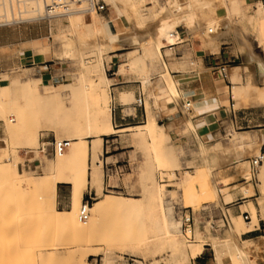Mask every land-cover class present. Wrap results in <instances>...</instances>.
I'll return each instance as SVG.
<instances>
[{"label":"bare ground","instance_id":"1","mask_svg":"<svg viewBox=\"0 0 264 264\" xmlns=\"http://www.w3.org/2000/svg\"><path fill=\"white\" fill-rule=\"evenodd\" d=\"M104 1L111 5L115 13L111 18L104 19L94 10L87 13L76 10L64 14L68 17L65 29L63 28L65 25L63 22H57L59 31L54 37L64 47V51L59 53L60 59L77 62L76 77L71 82L62 83L61 88L53 87L52 90L47 92L39 91V87H41L40 78L20 82L8 81V83L0 85V119L7 133L3 141L6 147L8 143L13 145V138L17 136L18 148L31 149V152L35 156H40L42 173L38 177H32L25 171L19 172L15 162L19 158V151H14L12 159L9 158L3 161L4 158L2 159L1 153V150L4 149L3 147L0 148V166L4 167L13 180L24 186L26 193L29 195L27 201L28 208L40 216V235L42 238L51 237L50 234L52 235V232L54 234L57 232V235L59 234L64 237V240L91 241L103 224L104 217L107 214H134L137 218L136 226L143 232L142 236L137 239L138 245L151 247L154 249V255L158 254L156 251L166 248L172 255H180L179 258L177 257V264H188L189 257H193L200 252L204 244L202 245L200 244L202 242L198 243V241L192 243L189 241V244H185L187 237L182 232L181 217L179 220L174 218L172 205L166 204L163 198V189L155 184L151 171L145 168L143 162L139 170L133 173V175H136V185L143 191L142 198L103 194L102 197L89 205V215L86 222H82L79 219V211L83 203V193L88 185L96 190L98 196L102 194L103 177L101 173V161L98 158V153L101 150L102 136L118 133L112 126L111 114L105 113L101 106L106 104L110 99V96L105 91V88L111 84L105 74L104 64L92 65L89 59L84 58V55L90 50H96L101 55L107 46L114 43L126 42L132 48L126 52L127 62L123 64V72L136 69L142 70L144 65L146 67L150 65L152 72L161 70L163 84H150L147 87L148 101L145 103V106L143 104L147 118L141 126H138L141 129L133 134L130 139L132 144L142 150H150L152 164L158 170L163 172L170 168H181L180 157L173 149L172 133L170 134L177 127L176 123L174 124L171 120L165 126L160 125L157 122L156 114H158L157 110L160 108L172 111L178 110L177 105L174 103L177 100L178 105H180V111L182 110L181 112L186 116L190 115L188 111L189 106H191L190 101L183 103L180 99L181 93H189L181 91L179 85L180 81L191 76V71L187 72L186 69L193 63H191L192 61L189 62L187 55L184 54L185 56L180 61L174 59L167 64L164 58L171 55L167 54L165 49L183 41L178 32V27L183 24L184 29L187 30L186 32L195 30L197 33L199 31L206 36L204 47L209 48L211 51H218L219 43L216 42L218 36L228 35L233 26L240 20L246 21L249 25L254 22L260 24V21L264 20V6L262 3H258L251 13H245L243 6L236 2V0H186L184 2H181V0H164L162 3H159L157 0ZM147 1L151 3L148 9H152L150 17L155 24L153 26L154 29H151L153 30L151 31L152 33H149L150 30L146 33L144 31L143 33L145 34L143 35L142 33L141 35L143 36L141 37L140 34L136 33L121 36L115 32L114 20L121 15L126 17L125 19L129 21L127 23L141 27L144 18L140 8L146 6L148 4ZM14 4H16V12L13 9ZM21 5H23V10H20ZM220 7L225 10L222 17L217 15ZM64 15H47L43 0H0V25L10 24L15 21L32 20L38 17L51 18ZM235 21H237L236 24ZM204 41L202 40L203 43ZM243 42L244 45L247 43L244 40ZM246 45L248 47L249 43ZM262 51L264 52V49ZM249 57L258 65L257 72L259 77L264 80V64L259 60H255L250 54ZM171 70H176L179 74L172 76ZM141 78L145 79V76L141 74ZM240 78L241 74L236 66L229 74V80L233 84V91L231 90L232 98L235 101H239L243 96H249L252 106L261 107L264 105V88L256 86L257 83L254 85L252 81L235 85ZM63 93H66L68 97H63ZM134 98L132 90L118 92V100L120 102L131 103ZM19 99L25 100L26 106L18 104L17 101ZM7 106L10 112L16 114L15 117H9L12 113L9 114ZM48 107L57 110L60 114L58 118L50 124H42L39 120L36 121L34 119V117L36 118V113L42 108ZM48 126L64 132L63 135L59 134L57 136L58 139L56 141L66 140L69 143L65 151L54 156L55 160L53 162L46 157L45 150L41 152L39 151L40 146L37 147L38 132L40 129ZM195 128L194 124L186 117L184 126L181 128V133L189 132ZM88 139H91L90 144L88 143ZM248 141H252V139L248 138ZM200 150L201 153L203 151L207 152L206 154L212 155L211 157L216 161V164L218 159L219 164L238 163L241 167L240 163L246 153L244 138L242 135L237 134L229 136L224 142L215 143L208 149L203 147ZM256 153L258 154L256 158H261V162L257 164V167L262 163L258 178L263 183L264 154H260L259 150ZM7 155H4L5 159ZM106 163L108 164L105 161ZM245 166L247 167V165ZM246 167L244 168L246 171H244L243 177L244 179H249L251 173ZM221 169L223 168L221 167ZM207 170V179L204 180L200 189L191 182L186 183L182 187V200L193 209L200 207L202 204L215 202L224 205L230 203L232 200V194L229 193L227 188L216 189L215 180L217 178L215 177L218 176H216L217 174L214 169L207 167ZM109 174L116 175L115 172H108L107 177ZM225 177H223L224 182H229L228 179L232 178H229V176ZM223 180H221L222 183ZM61 183L69 185L70 207L68 210L56 208L57 185ZM106 187L115 188L117 186L107 185ZM240 191L248 197L254 194L251 184L242 187ZM219 193H222L221 197ZM260 193L261 198H258L260 200V211L264 216V186L260 188ZM249 206L252 215L251 217L249 215L250 221H246L248 223L245 225L251 223V219H254L256 216V208L252 204H249ZM231 217L233 219V226L229 225L226 235L222 237L210 235L208 238V241H211L215 249L214 259L216 260V264H224V261L228 262V264H258L250 254V249L255 245L253 240H242L241 238L243 234L249 231L234 215H231ZM242 219L245 221L243 216ZM205 228L209 232L212 225L210 226L209 223ZM190 234H192V229L190 230ZM195 234L197 237H200L198 229H196ZM57 235L55 234L56 238ZM57 240L59 241V236ZM59 242V245H61V241ZM211 244L208 245L211 246ZM64 247L65 244L62 246V249H66V253H74L78 250V248ZM51 249H48L51 252L44 251V256L55 257L60 254L58 250L52 251ZM100 252L103 255L102 264H116L117 258H115L110 246H106L103 251L100 249H90L89 251L88 249V251L83 253L82 258L91 254L98 255ZM136 264H140V262L136 261Z\"/></svg>","mask_w":264,"mask_h":264},{"label":"rangeland","instance_id":"2","mask_svg":"<svg viewBox=\"0 0 264 264\" xmlns=\"http://www.w3.org/2000/svg\"><path fill=\"white\" fill-rule=\"evenodd\" d=\"M101 1H103V3L106 5V10L103 12H97L99 16L104 19L113 17L115 13L111 5L107 4L104 0ZM157 1L159 3H162L164 0H157ZM184 1L186 0H181V2ZM236 2H238L240 5H245L243 7L245 13H251L255 9L256 5L258 3H261L260 0H254L250 2H246L245 0H236ZM147 3L148 4L146 6H142L140 8L141 14L143 15L144 18L141 27H136L132 23H127L129 21L125 19L126 17L124 15H121L120 17H116L114 20L115 32H117L121 36L130 35L132 33L141 35L144 31L146 33L149 32V30H150L149 33H152L151 31L153 30L151 29L152 28L154 29L153 26H155V24L153 23L154 22L153 19H151L150 17V12L152 9H148L151 3L148 1ZM22 8L23 5H21L20 10H23ZM13 9L14 12H16V4H14ZM224 13L225 10L221 7L217 11V15L219 17H222ZM67 18L68 17L66 15L61 17H51V18L38 17L32 20L15 21L13 23L0 26V32L4 33L8 39L18 37L29 41L25 44H20L18 46H13L11 48L9 47L1 48L0 53H17L20 49L29 48L31 49L32 53L34 54H39V52L45 53L46 55H48L49 58L53 60L51 62V64L53 65L51 70H53V75L55 76L58 83L52 85V84H45V82L43 81V84L52 85V86L47 90L46 89L43 90L42 88H40L39 90L40 92L50 91L52 90L53 87L61 88L62 83H69L72 81L73 78L76 77L75 70L77 69V62L64 61L60 59L59 53L64 51V47L60 45V43H58V41L54 37L55 34H57L59 31V26L57 22L61 21L63 22V24H65ZM236 23L237 21H235V24ZM63 28L64 29L66 28V24L64 25ZM186 31L187 30L184 29L183 26L178 28L180 37H184L188 35L187 38H192L193 40L200 42L202 44V47L206 48L204 47V44L206 42L205 35L201 34V32L199 31L197 33V31L195 30H191L188 32ZM223 31H225V29H223ZM145 33H143V35ZM143 35H141V37ZM204 37L205 39H203ZM241 37L243 38L245 43L247 42L246 44L249 43L250 47L249 46L246 47L247 46L246 44H245L246 46L244 45V42ZM202 40L203 41L205 40L204 43L202 42ZM240 40L242 41L243 44L241 43ZM216 42H218L219 44L224 43V47L227 48L225 50L241 55V57L238 59V62L236 63V66L238 67V71L241 74V78L236 82L235 85H241L242 83L252 81L254 85L257 83L256 86L264 88V82H263L264 80H262V78L259 77V74L257 72L258 65L255 63V61L251 60V58L249 57L250 54L251 56L254 57L255 60H259L262 64H264V58H263L264 52L262 51L264 49V20L260 21V24L254 22L251 25L247 24V22L244 20L243 21L240 20L235 26H233L232 30L229 31L228 35L218 36ZM261 43H263L262 44L263 48L262 46H260ZM184 44L172 46L173 49L171 50V53H167L170 54L172 57L170 56L164 59H166L165 61L168 64L174 59L180 61L185 55H187V60L189 62L192 61L191 63H193L194 65L193 64H192L193 66L189 65L186 71L187 72L196 71L197 69L196 63L193 62L194 60L192 59V50L188 45H184ZM181 45L183 46L179 47ZM42 46L43 48L39 49ZM131 48L132 47L128 45V43L126 42L114 43L107 46L106 50L102 52L101 55L96 50H90L84 55L85 56L84 58L89 59L92 65H98L99 63L104 64L105 74L108 80L110 79L109 80L110 84L114 85L115 83L116 84L121 83L114 86L110 85L107 88H105V91L110 96V99L107 101L106 104H103L101 106L103 107V110L107 114L113 113L112 111L113 107L116 108V111H118L117 109L119 110L124 109V113L126 115L133 114L134 108L137 109L144 108L143 105L141 107H137L135 105V101H134L135 98L131 103L120 102L117 99L119 91L132 90L133 89L132 86L137 87L144 94V101H145L144 106H145V103L148 101L147 87L150 84L152 85L163 84L161 70H158L157 72H152V67L150 65H148L147 67L144 65L142 70L136 69V70H128L126 72L122 71L123 64L127 62L126 52H128V50H130ZM167 58L169 60L171 58V60L169 61ZM172 72H176V70H171L170 73L172 74ZM213 72H217L214 75V79L219 80L222 79L223 77L225 78L227 70L220 71L218 69L212 71V73ZM141 74L145 76V79L141 78ZM3 76H7L8 78L11 79L13 77L25 78L26 76L36 77L40 75L37 73V70L34 67H23V68L12 69L10 74H6ZM123 81H131V83L122 84ZM6 83H8V81L5 82L4 84ZM180 88L183 90L181 86ZM231 90L232 88L229 90L230 92L229 95L230 98L232 99L233 109L235 110L244 109L243 111L254 114L255 116L258 117V121L253 123L254 124L260 123V119H261L260 116L264 112V105H262L263 107L252 106L251 100H249V96L248 97L243 96L242 99L240 98L239 101H235V99L232 98L233 90L232 91ZM187 95L188 94L181 93L180 99L182 100L183 103H185L186 101H190L191 106H189L188 109L190 115L186 116L181 112L182 110L180 111L179 109L180 105H178L177 100L176 102H174L178 108L176 112L168 113L165 109L160 108L159 110H157L158 114H156V117L157 115H159V113L161 115V118L167 117L165 119H162V121H160L159 118H156L157 122L160 125L165 126L171 120L172 122H174V124L176 123L175 125L177 127L173 130L174 132H170V134L172 133L171 138L173 142V149L175 152L179 154L180 157L181 168L180 167L177 169L170 168L162 172L152 164V156L149 149L142 150L141 148L132 144L130 138L133 136V134L137 133V131L141 129L138 126H141L146 121L147 113L145 112L146 117H144L143 120L140 119L139 122L118 127V128H125V126L127 127L133 126L131 127V129L129 128L125 130V132H120L115 135L102 137L101 170L103 175V188H102V194L99 196L94 195L93 191H91L92 197L94 198L91 201V204L94 203L100 197H102L103 194L111 195V196L142 198L143 191L142 189H139L138 185H136L137 184L135 180L136 175L135 174L133 175V172H137L139 165H141V163L143 162L145 168L151 171V175L153 176V180L155 184L163 189V198L166 204L172 205L174 218H176V220H179L181 214L190 215L192 219L193 237L192 240L187 239L186 241L185 239L186 242L185 244H189V241L190 243L198 241V243L202 242L200 244L202 245L204 244L200 252H198L193 257H189V260L187 259L188 264H216V260L214 259L215 249L212 246L213 244H211V241H208L209 240L208 238L210 237V235L217 237H222L226 235V231L228 230L229 225L233 226V221H232L233 219L231 217L230 212L227 211L230 217V224L223 225L220 209L226 210V207L233 205L236 202L226 206L222 205L221 203L219 204L217 202L208 203L205 205L202 204L200 205V207L193 209L190 205H187L183 202L181 197L182 187L186 183L191 182L196 187H198V189H200V186L202 185L204 180L207 179V172H208L207 167L213 168L217 174L216 176H218L215 177L217 178V180H215L216 189L221 190L227 188L228 191L232 194L231 202L234 201V193L235 192L242 193L240 191L241 188L244 186H248L249 184H251L252 188L255 189L256 192L258 191L257 197L261 198L260 188L264 186V182L262 183V180L261 183L259 182L258 174H256V181H250L251 177L249 179H245V181L247 182L244 181L243 175L245 173L244 171H246L244 169L246 167L245 165H247L246 169L247 170L249 169L251 175L253 173L250 163L247 162V157L256 158L258 154L256 153L255 148L252 147L246 151V153L244 154L245 158L243 157V160L240 163L242 167L238 165V163H228L230 165L224 163V165H222V163L219 164L218 159L216 164V161H214V159L211 157L212 155L206 154L207 152L205 153L203 151L202 154L200 150L203 147L208 149L217 142H224V140H226L230 134L228 131L231 132L250 131L251 129L246 128V126H250L253 123L249 124L248 122H243L234 125L229 121L221 127L220 131H217L215 134H213L212 137L199 138L198 136L200 135L199 132L196 130V128L189 132L181 133V128L182 126H184L186 117L189 118L191 122H193L191 118L193 115L192 109L194 108V102L191 98L186 99L185 97H187ZM64 96L68 97L66 93H63V97ZM17 102L21 106H26V101L23 99H19ZM118 102L120 103V106H118L117 104ZM7 110H8V106H7ZM8 112L9 114L12 113L11 115H9L10 118L11 116L12 117L16 116L15 113L10 112L9 110ZM59 115L60 114L57 112V110L48 107L39 110L38 113H36L35 115L36 118L34 117V119H36V121L39 120L40 123L42 124H50L52 121L58 118ZM181 122L183 125L181 124ZM114 126L115 123L113 122V127ZM249 133H255V132H249ZM249 133H245V134H249ZM59 134L63 135L64 132H62L60 129H55L49 126L40 129V131L37 134L38 135L37 147H39L41 143L44 144L52 143L54 140L58 139L57 136ZM6 136L7 133L4 130L3 122L0 119V148L2 147L4 148L2 149L3 152L1 150L2 159L3 158L5 159L4 155L8 154L7 158L5 160L3 159V161H6L9 158L12 159L14 151L18 150L19 158L15 161L18 171L19 172L25 171L27 174L31 175L32 177L40 176L42 173L40 156H35L33 152H31V149L18 148L17 136L13 138V145L8 143L6 147V144L3 141L4 137ZM90 140L91 139H88L89 144H90ZM46 156L47 158H49L51 162L55 160V157L52 155H46ZM107 157L110 158L106 160ZM105 161L112 164L116 163L115 166L122 167L121 168L122 173H116V175H113L114 177H112L111 180L112 184L110 185H114L117 187H124L123 190L111 189L106 187L108 185L107 182L109 180V177L106 176L107 174L105 169L106 168ZM221 167L223 169H221ZM256 170H258L259 173V168L257 166H256ZM225 176L227 177L229 176V178L230 177L232 178L228 179L229 182L225 181L226 182L225 183L223 180L224 178H226ZM221 180H223V183ZM88 193H90L89 188H87L84 191L82 199H85V196ZM63 195L64 197H62ZM219 195L221 197L222 193H219ZM28 196L29 195L26 193L24 186L13 180L11 175L8 172H6L4 167L0 166V264H85V263L102 264L103 255L101 252L98 255L91 254L85 258H82V256L85 251H88V249L89 251L90 249H100L103 251V249L106 246H110V248L112 249L115 258H117L116 264H122L123 262L122 257L126 258L127 256L132 257L136 261L144 260L151 262L153 264H177L176 262L178 260L177 257L179 258L180 255H172V253L166 248H163L160 251H156V253L158 254L154 255L153 254L154 249H152L151 247L146 245H142V246L138 245L137 239L142 236L143 232L141 229L137 228L136 226L137 218L134 214H126V213L107 214L104 217L103 224L101 225V227L99 228L93 239H91V241L83 242V241H71L68 239L64 240L63 239L64 237L60 236L59 234L57 235V232H55V234L57 235V238L59 236V241H61V245H59L60 242L57 240L54 232H52V235L50 234L51 237L47 236L48 238L47 237L42 238L40 235L41 233L40 216L39 214L37 215L36 212L28 208V202H27ZM256 203H257V205L255 204L257 206L256 216L254 219H251V223H249L248 225H245L248 222L243 221L241 215H234L236 219L240 220L241 223L246 226L248 231H251L254 229V227L258 226L259 218H261L264 221V216L260 211V200L257 199ZM249 204L252 203L249 202ZM249 204H248V209L251 217L252 212L250 210ZM69 207H70L69 186L58 185L56 208L59 210H68ZM242 209L245 210L244 207ZM208 222L210 223V226L212 225V228L209 230V232L205 228L206 225H209ZM196 229H198L200 237L196 236L195 234ZM243 235L241 236V238L242 240H245V238L247 237ZM262 235H264V233H262ZM259 238L257 237L252 239L255 245L250 249L251 252L250 254L254 259V261H256L258 264H263L264 237H259ZM63 243L65 244L64 248H69V247L78 248L77 252L66 253L67 250L62 249V246H64ZM208 244H211V246ZM212 247L214 250L212 249ZM48 249H51L52 251L58 250L60 254L56 255L57 257L44 256L43 254L44 251L51 252ZM201 252L204 253V255L200 256V257L204 256L203 260H199L197 258L199 255H201ZM224 264H228V262L224 261Z\"/></svg>","mask_w":264,"mask_h":264},{"label":"crops","instance_id":"3","mask_svg":"<svg viewBox=\"0 0 264 264\" xmlns=\"http://www.w3.org/2000/svg\"><path fill=\"white\" fill-rule=\"evenodd\" d=\"M245 1L250 2L254 0H245ZM241 6L244 7L245 5H241ZM263 10H264V7H263ZM181 26L185 28L183 24H181L178 28H180ZM187 37L188 35L181 37L183 41L179 44L185 43L184 45H188L190 47V49L192 50V59L196 63L197 69L196 71L191 72L192 74L190 77L180 81L179 89L183 91L184 93H189L186 99L191 98L194 102L195 106L192 109L193 115L191 119L193 120L192 123L196 127V130L199 132L200 136L198 135L197 136L199 138L200 137L201 138L202 137H212L213 134H215L217 131H220L221 127L229 121L234 125H237L243 122H248L250 124V123L258 121L257 116H255L252 113L243 111L244 109H239V110L233 109L232 99L230 98V95H229L230 93L229 90L232 88V85H233L231 81L229 80V74L232 72L233 68L236 67V63L238 62V59L241 57V55L225 50L227 48L224 47V43L219 44L218 51H211L208 48H203L200 42L195 41L192 38H187ZM27 42L29 41L22 39V38H18V37L8 39L4 33L0 32V49L4 47L11 48L13 46L25 44ZM179 44H176V45H179ZM172 46H169L168 48L165 49L167 53H171V50L173 49ZM182 46L183 45L179 47H182ZM41 48H43V46L40 47L39 49ZM52 61L53 60L49 58L48 55H46L45 53L39 52V54H34L29 48L20 49L17 53H0V85H3L7 81L20 82V81H26L28 79L40 78L41 87H39V90L40 88H42L43 90L44 89L47 90L53 84L57 83V80L55 76L53 75V70H51L53 66L51 64ZM23 67H34L40 76H36V77L26 76L25 78L13 77L11 79L8 78L7 76H3L6 74H10L12 69L23 68ZM221 68H223L224 71L227 70L225 78L223 77L222 79H219V80L214 79V75L217 72L212 73V71L218 70V69L221 70ZM178 74H179L178 72H172L173 76H177ZM43 81L45 82V84H52V85H45L43 84ZM130 83L131 81L122 82V84H130ZM118 84H121V83H118ZM118 84L115 83L114 85H118ZM180 86L183 88V90L180 88ZM132 87H133L132 91L136 99L137 93L140 90L135 86H132ZM117 104L118 106H120L119 102ZM143 109L134 108L133 114L126 115L124 113V109H121V110L117 109L118 111H116V108L113 107L112 109L113 113H111L112 126L114 122L115 123L114 127L118 131V133L125 132V130L133 126H128V127L125 126V128H118V127L123 126V125H128L131 123H135V122H139L140 119L143 120L144 117H146L145 109L144 111ZM166 111L168 113H174L177 110L176 111L166 110ZM156 118H159V120L162 121V119H165L167 117L161 118V115L159 113V115H157ZM260 118H261L260 123L258 124L253 123L250 126H246V128L251 129L250 131H247V132L228 131L230 133L229 136L233 134L243 136L244 143H245V152L248 149L253 147L255 148V151L259 150L260 154H264V112L260 116ZM249 132H255V133H249ZM245 133H249V134H245ZM103 136H111V135H103ZM248 138H251L252 141H248ZM101 150H102V140H101ZM101 150L98 153V158L100 161H101V152H102ZM108 158L110 157H107L106 160ZM252 159L253 157H247V162L250 163ZM261 166H262V163L258 165L259 172H260ZM138 170L139 168L137 169V171ZM101 173H102V170H101ZM256 174L259 175L258 170L256 171V173H252L250 181H256ZM113 175L114 174L108 175L109 177V180L107 182L108 185L112 184L111 180H112V177H114ZM259 182L261 183L260 180ZM58 185H67V184L61 183ZM87 188H89L90 191H93L95 195L97 196L96 190L94 188H91L89 185ZM257 192L254 189V194L249 197L245 196L242 193L235 192L234 201L228 204H224V206L236 202L235 204L226 207V210L230 212L231 215H242L243 213H248L250 215L248 204L249 202H251L255 208L257 207L256 206L257 205L256 200L258 199ZM62 197H64V195ZM243 207L245 208V210L242 209ZM262 233H264V221L261 218H259L258 226L254 227L253 230L249 231L247 234L243 236L247 237L245 238V240H252L257 237H264ZM202 255H204L203 252H201V255H199L197 258L199 260H203L204 256L200 257Z\"/></svg>","mask_w":264,"mask_h":264},{"label":"built area","instance_id":"4","mask_svg":"<svg viewBox=\"0 0 264 264\" xmlns=\"http://www.w3.org/2000/svg\"><path fill=\"white\" fill-rule=\"evenodd\" d=\"M261 3L264 6V0H260ZM45 11L47 15H64L71 13L73 11L79 10L82 12H90L94 10L95 12H103L106 10V5L103 3L101 0H43ZM220 71H224L223 68H221ZM144 104V94L142 91H139L137 93L136 99H135V105L137 107H141ZM68 141L66 140H61V141H56L54 140L50 144H45L41 143L39 147V151L45 150L47 155H52L56 156L57 154L62 153L63 151L66 150L68 147ZM261 162V158H253L250 161V165L252 168L253 173H256V166L258 163ZM116 163H106V174L108 172H115V173H122V167L121 166H115ZM107 176V175H106ZM164 181V180H163ZM245 181V179H244ZM246 182V181H245ZM111 189H117V190H123L124 187H115ZM95 195V193L93 192ZM94 198L92 197V193H88L85 196V199H83V203L80 207L79 211V219L82 222H86L88 215H89V205H91V201ZM221 213V218L223 225H229L230 224V217L227 213V210L225 209H220ZM243 218L245 221H250L249 219V214L248 213H243L242 214ZM181 220H182V232L184 235L187 237V239L192 240V234H190V230L192 229V219L189 214H181ZM123 262L122 264H135L136 260H134L132 257H122ZM140 264H153L148 261H139Z\"/></svg>","mask_w":264,"mask_h":264}]
</instances>
